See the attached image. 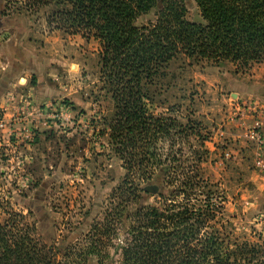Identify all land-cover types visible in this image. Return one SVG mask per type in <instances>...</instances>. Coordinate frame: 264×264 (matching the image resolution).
<instances>
[{
	"label": "rangeland",
	"instance_id": "1",
	"mask_svg": "<svg viewBox=\"0 0 264 264\" xmlns=\"http://www.w3.org/2000/svg\"><path fill=\"white\" fill-rule=\"evenodd\" d=\"M187 6L188 19L201 22L194 1ZM56 9L27 10L23 0H0V80L7 71L1 47L10 37H35L40 51L36 82L32 75L28 84L33 99L25 92L0 99V148L7 157L0 161V227L19 222L30 228L39 264H122L135 212L163 202L156 192L135 196V186L151 182L127 177L110 139L116 111L101 74L100 45L50 24ZM158 9L136 25L155 22ZM16 85L24 90L23 77ZM151 98L155 115L178 121L172 138L160 144L163 153H183L187 170L199 165L225 198L217 222L228 241L264 244V216L246 204L258 194L255 158H242L243 169L237 168L235 147L220 134L239 109L264 103V62L242 68L180 55Z\"/></svg>",
	"mask_w": 264,
	"mask_h": 264
},
{
	"label": "trees",
	"instance_id": "2",
	"mask_svg": "<svg viewBox=\"0 0 264 264\" xmlns=\"http://www.w3.org/2000/svg\"><path fill=\"white\" fill-rule=\"evenodd\" d=\"M193 1L201 22L188 19L187 0H23L27 10L57 7L50 24L98 42L101 74L116 111L110 139L127 177L151 182L163 202L162 208L135 212L122 264H264V244L228 241L217 222L225 198L212 190L216 186L199 165L187 170L183 153L165 155L160 148L178 121L154 114L151 89L174 59L242 68L264 62V0ZM157 8L155 22L136 25ZM6 159L0 148V161ZM134 189L135 196L149 193ZM10 223L0 227V264H39L30 228Z\"/></svg>",
	"mask_w": 264,
	"mask_h": 264
},
{
	"label": "crops",
	"instance_id": "3",
	"mask_svg": "<svg viewBox=\"0 0 264 264\" xmlns=\"http://www.w3.org/2000/svg\"><path fill=\"white\" fill-rule=\"evenodd\" d=\"M36 40L35 37H25V33H23L19 37H10L7 43L2 44L1 51L6 57L7 71L4 74L5 79L0 80V99L10 94L19 97L22 92H25L31 100L33 99L31 93L35 92V89L28 84L32 75L34 82H36L37 77L34 70L38 66L34 60L39 61L40 51ZM35 55L37 57L34 59ZM23 56L24 59H22ZM22 77L26 82L24 90L23 87L20 88L16 85ZM250 106L239 109V116L228 122L226 130L220 131L221 136L224 135L229 139L231 147H235L233 153L238 155L236 167L239 169H243L239 162L242 158L254 156L256 166L260 161H264V142L260 144L255 139V127L264 122V103H261L260 106ZM256 166L254 172L260 179L258 194L253 193L251 197L247 196L246 204L249 206L256 205L258 211L260 210L264 216V170ZM262 229L264 231V220Z\"/></svg>",
	"mask_w": 264,
	"mask_h": 264
},
{
	"label": "built area",
	"instance_id": "4",
	"mask_svg": "<svg viewBox=\"0 0 264 264\" xmlns=\"http://www.w3.org/2000/svg\"><path fill=\"white\" fill-rule=\"evenodd\" d=\"M255 139L260 142V144L264 142V122L255 127ZM258 167L264 170V161H260Z\"/></svg>",
	"mask_w": 264,
	"mask_h": 264
},
{
	"label": "water",
	"instance_id": "5",
	"mask_svg": "<svg viewBox=\"0 0 264 264\" xmlns=\"http://www.w3.org/2000/svg\"><path fill=\"white\" fill-rule=\"evenodd\" d=\"M145 191L149 192V193H155V191L153 189H151V187H146Z\"/></svg>",
	"mask_w": 264,
	"mask_h": 264
}]
</instances>
